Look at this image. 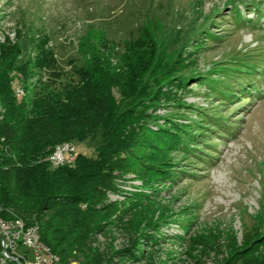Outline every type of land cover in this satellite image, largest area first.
<instances>
[{
  "label": "rangeland",
  "instance_id": "1",
  "mask_svg": "<svg viewBox=\"0 0 264 264\" xmlns=\"http://www.w3.org/2000/svg\"><path fill=\"white\" fill-rule=\"evenodd\" d=\"M87 41L117 68L132 142L90 251L65 264H264V0H0V63L18 101L76 79ZM102 143H64L74 152L55 167L58 145L47 162L95 159Z\"/></svg>",
  "mask_w": 264,
  "mask_h": 264
},
{
  "label": "trees",
  "instance_id": "2",
  "mask_svg": "<svg viewBox=\"0 0 264 264\" xmlns=\"http://www.w3.org/2000/svg\"><path fill=\"white\" fill-rule=\"evenodd\" d=\"M79 54L84 64L76 79L34 88L19 101L0 63V220L20 218L29 225L37 218L40 242L62 264L76 250L90 251L95 215L109 208L103 202L98 208L103 190L112 188L111 174L121 166L116 157L132 142L114 96L121 78L117 68L88 41ZM188 133L190 140L199 134ZM99 134L103 143L95 159L50 168L47 158L56 146Z\"/></svg>",
  "mask_w": 264,
  "mask_h": 264
},
{
  "label": "built area",
  "instance_id": "3",
  "mask_svg": "<svg viewBox=\"0 0 264 264\" xmlns=\"http://www.w3.org/2000/svg\"><path fill=\"white\" fill-rule=\"evenodd\" d=\"M74 152V148H60L54 152L52 164L62 165L65 155ZM18 248L26 251V255L17 253ZM33 252V262L30 263L28 256ZM0 264H54L50 260V252H43L39 245L33 240V233L19 231V227L13 224L0 225Z\"/></svg>",
  "mask_w": 264,
  "mask_h": 264
},
{
  "label": "bare ground",
  "instance_id": "4",
  "mask_svg": "<svg viewBox=\"0 0 264 264\" xmlns=\"http://www.w3.org/2000/svg\"><path fill=\"white\" fill-rule=\"evenodd\" d=\"M60 148H73L70 145H63L60 147L56 148L55 152H58ZM50 162H53V155L52 157L49 159ZM52 164V163H51ZM53 166H58V164H52ZM4 224H13L15 226L19 227V231H27V232H32L33 233V240L39 245V249L43 252H50L48 250V248H46L43 244H41L40 242V237H39V233H38V228L36 226H26L24 224V222L16 220V221H4V220H0V225H4ZM28 227V228H26ZM50 260L54 262V264H58V258L56 256H54L51 252H50ZM60 264V263H59Z\"/></svg>",
  "mask_w": 264,
  "mask_h": 264
}]
</instances>
